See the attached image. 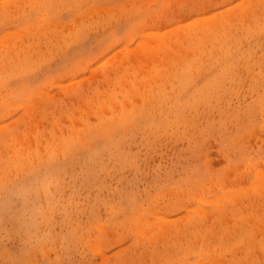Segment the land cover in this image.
<instances>
[{
	"label": "rangeland",
	"instance_id": "rangeland-1",
	"mask_svg": "<svg viewBox=\"0 0 264 264\" xmlns=\"http://www.w3.org/2000/svg\"><path fill=\"white\" fill-rule=\"evenodd\" d=\"M0 264H264V0H0Z\"/></svg>",
	"mask_w": 264,
	"mask_h": 264
},
{
	"label": "bare ground",
	"instance_id": "bare-ground-1",
	"mask_svg": "<svg viewBox=\"0 0 264 264\" xmlns=\"http://www.w3.org/2000/svg\"><path fill=\"white\" fill-rule=\"evenodd\" d=\"M177 31H179V30H177ZM177 31H176V32H177ZM182 31H183V30H182ZM180 32H181V31H180ZM185 32H186V31H185ZM183 33H184V32H183ZM183 33H181V35H184ZM173 35H174V34H173ZM178 35H179L178 37L181 36L179 33H178ZM169 36H171V35H169ZM169 36H168V37H169ZM165 37H166V35L164 36L163 39H165ZM171 37H172V36H171ZM171 37H170V38H171ZM163 50H164V49H163ZM168 54H169V53L167 52V55H168ZM171 72H172V70H171ZM171 72H169V73H171ZM169 73H168V75H169ZM169 78H171V76H169V77L167 78V80H169ZM134 87H135V86H134ZM135 88H137V86H136ZM135 90H136V89H135ZM138 101H139V100H138ZM128 104H129V103H128ZM133 105H134V104H133ZM127 107H128V106H127ZM130 110H131V109H130ZM153 110H154V109H153Z\"/></svg>",
	"mask_w": 264,
	"mask_h": 264
}]
</instances>
